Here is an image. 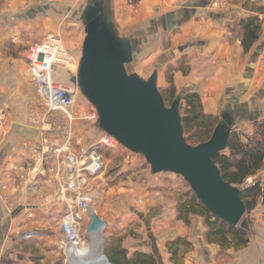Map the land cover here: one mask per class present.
I'll return each mask as SVG.
<instances>
[{"label":"crops","instance_id":"obj_1","mask_svg":"<svg viewBox=\"0 0 264 264\" xmlns=\"http://www.w3.org/2000/svg\"><path fill=\"white\" fill-rule=\"evenodd\" d=\"M136 1L139 4V14L146 21L155 17V21H163L165 30L162 28V34L168 33L172 21H187L185 25L188 26H204L202 30L193 29L187 35L186 43L175 48L177 53L173 63L161 64L155 70L157 86L166 89L169 78L172 79L175 89L178 83L185 85L184 90H180L178 94L183 96L187 92H196L205 114L218 116L221 113L220 117L233 115L234 125H250L251 128L254 122L264 119V16L260 18L259 41L244 55L239 41L227 29L228 24L237 17V10H217L215 5L212 8L204 7L209 0H185L172 10L171 4L176 0ZM94 2L95 0H5L0 8V21H28L29 28L31 25L35 27L38 21H52L53 15H58L61 21H81L84 11L88 6H93ZM96 2L106 10L112 21H122V13L124 15V12L130 11V5L134 3L130 0ZM201 10L207 11L205 18L200 17ZM43 26L49 29L47 24ZM187 31L190 32L189 29ZM150 34L151 29H146L134 36L138 39ZM185 34L183 33L184 36ZM163 37L166 40V36ZM180 38L181 35H177L175 40L172 38L169 42H178ZM2 61L0 60V103L5 101L9 106L17 104L21 107L22 101L28 97L33 98L32 102L35 103L37 98L28 79V67L25 75L30 92L24 96L19 93L23 77L20 69L16 68L14 61ZM172 64L173 69L169 66ZM198 65L201 66L199 69ZM7 89L14 92L15 98L11 99V94L2 96L1 93ZM72 112L76 115V120L70 125L68 146L71 155L78 158L80 155L76 154L83 151L78 145H81L83 139L80 132L76 131V126L79 122L92 121L82 118L87 112H75L74 108ZM34 114L36 115L32 118L36 117L39 124H42L39 128L28 126L23 112L0 119V264L7 254L6 245L12 237L15 220L19 224V218L23 215L27 218H35L39 214L43 217L50 216L56 210L54 206L58 208L59 203L62 209L65 208L66 195L62 188L67 178L64 171L66 164L52 154V148L61 147L66 139L61 131L57 130L53 134L51 131L53 124L60 123L63 117L40 115L37 112ZM96 134H99L97 129ZM103 135L102 133L98 136V139ZM47 143L49 146L44 147ZM34 149H38L45 157L40 168L43 169L41 175L30 171ZM167 214L168 220L161 221L158 225L156 217L161 214L150 218V225L145 226L147 243L138 238L137 243L123 247L128 256L135 251L152 254L157 264H264L263 212L250 225L248 245L239 251L221 250L215 244H208L204 238L206 229L200 217L191 216L190 226L186 227L175 221L174 210ZM139 217L147 219L146 213ZM153 224L155 228L152 227ZM18 234L17 232V236ZM176 238L184 240L188 246L178 247V260L172 263L166 243ZM5 264L14 263L7 261Z\"/></svg>","mask_w":264,"mask_h":264},{"label":"rangeland","instance_id":"obj_2","mask_svg":"<svg viewBox=\"0 0 264 264\" xmlns=\"http://www.w3.org/2000/svg\"><path fill=\"white\" fill-rule=\"evenodd\" d=\"M130 1L134 2L130 5V11L124 12V15L122 13V18H120L122 21H113L114 27L118 36L123 39H128L130 36H134V34L151 29L150 35L139 37L138 39L135 36L132 37V41L138 47L137 58L127 67L130 74H136L140 78L147 80L156 69L161 67V64L173 63L177 53L175 48H179L186 43L188 40L186 37L193 29L202 30L204 26H188L185 25L187 21H172L174 23L172 24L171 22L168 33L162 34L161 31L164 29L163 21H155L157 17L146 21L139 14V4L135 3L137 1ZM182 1L184 2L185 0L172 2L170 9L179 7ZM243 1L209 0L204 7L212 8L215 5V9L217 10L219 8H227L229 11L237 10V17L232 20L236 21L238 18L250 14L241 9ZM253 7L264 8V0L259 3L251 2L246 5L247 10ZM201 12L200 17L205 18L207 11L201 10ZM51 17L52 21H38L35 27L31 25L30 28L27 27L28 21H0V60H3L2 62L14 61L16 68L20 69L23 77H21L22 85L20 86L22 89H19V93L24 94V96L30 92L25 75L28 67L25 58L26 53L31 45L39 43L49 36L60 38L65 51L71 59L66 67L55 72L54 79L61 84L74 86L73 79L81 55L84 28L81 21H72L74 19L71 21H61L58 15ZM43 24H47L49 29L45 28ZM183 33H186L185 36ZM163 35L166 36V40L164 39L165 37L162 38ZM177 35H181L178 42H169ZM169 66L172 69L174 68L173 64ZM197 67L199 69L201 66L198 65ZM180 84L178 83L179 87H176V95H178L180 90H184L183 86L185 85ZM157 88L158 90H163V87L160 85ZM12 92L7 89L1 94L5 97L11 94L10 98L12 99L16 96ZM32 100L33 98L31 97L26 98V100L24 99L21 107L17 104L9 106L4 103L5 101H1L0 117L2 116V118L0 119L3 120L7 115L23 112L26 115L27 125L39 128L42 124H39L36 117L32 118L36 115L34 112L40 115L49 114L40 105L39 101L36 100L34 103ZM74 102L75 112L84 111L88 114V112L92 113L94 111L78 90ZM169 105V103L166 104L167 107ZM219 111L220 109H218ZM220 114L216 116L218 121L221 120ZM92 122H79L76 126V131L80 132L83 139L81 145L80 143L78 145L83 151H79L76 155L88 154L94 150L103 159V170L96 178L89 180L88 184L90 187L87 191L90 192L92 198L91 205L96 214L101 220L108 223L107 229L103 232L104 254L106 246L114 244L117 238L122 239L119 243L122 247H128L131 244L137 243L138 238L147 243V229L145 226L146 224L150 225L152 221L150 218H153L155 214H161L160 217H156V225L161 221L168 220L167 212L174 210L175 213V206L179 197L182 193L188 191L189 187L180 177L173 174L159 173L153 175L150 172L149 166L140 155L133 154L119 145L113 150L95 146L98 136L102 133L99 132L98 135H95L96 120ZM53 125L51 127L52 134L57 132L59 127H61L60 123H54ZM233 131L237 132L243 139L244 136L252 133L253 128H250V125L237 124L233 126L231 132ZM46 146H49V144H44V147ZM65 157L66 155L59 157L60 162H64ZM69 165L66 163L67 167ZM256 178H264V167L262 172L256 175ZM251 181L252 179H247V183ZM57 205L58 208L54 206L56 210L52 211L50 216L43 217L39 214L35 218H27L23 215V217L19 218V224H17L18 220L14 221L11 232L12 237L7 242L8 251L2 259V264H5L7 261H12L14 264H70L68 251L65 253L58 247V241L61 237L60 222L65 213V208L62 209L63 207L60 203ZM261 212H264V208L258 206L253 213L245 214L242 220H246L252 225ZM144 213L147 215L146 220L139 217ZM85 227L86 221L83 223L81 229L80 236L82 238L84 237ZM152 227L155 228V224ZM148 230H150L149 227ZM17 232L19 234L27 233L28 235L24 240H19Z\"/></svg>","mask_w":264,"mask_h":264},{"label":"water","instance_id":"obj_3","mask_svg":"<svg viewBox=\"0 0 264 264\" xmlns=\"http://www.w3.org/2000/svg\"><path fill=\"white\" fill-rule=\"evenodd\" d=\"M96 13L87 12L84 39L73 83L96 113V129L113 138L125 150L140 155L150 172L180 177L199 203L217 219L231 227L248 229L242 220L246 209L239 191L225 182L213 156L226 148L234 126L233 115H222L210 138L196 146L183 135L178 94L167 107L157 88V73L144 80L127 70L137 58V45L120 38L108 14L97 21ZM170 24V21H168ZM84 241L98 240L100 263L111 264L104 254L103 232L108 223L101 220L91 204L84 211ZM27 234L18 235L24 240Z\"/></svg>","mask_w":264,"mask_h":264},{"label":"trees","instance_id":"obj_4","mask_svg":"<svg viewBox=\"0 0 264 264\" xmlns=\"http://www.w3.org/2000/svg\"><path fill=\"white\" fill-rule=\"evenodd\" d=\"M5 0H0V8ZM262 0H244L241 9L250 14L238 18L230 26L229 32L240 43L242 53L248 54L261 37V16H264L263 7L246 9L248 3H259ZM227 27V29H229ZM168 87L159 90L164 103L171 104L175 99L176 89L169 78ZM181 110V112H180ZM183 135L191 146L206 142L218 123V118L205 114L202 109L200 97L196 92H187L182 96L179 105ZM250 135L241 136L230 132L226 148L223 152L213 156V163L218 167L222 179L239 191V197L243 202L246 214H250L258 206L264 208V178H256L264 167V119L256 121L252 125ZM247 179H252L247 183ZM189 189V188H188ZM200 217L206 229L205 241L215 244L221 250L239 251L244 249L250 241V222L248 229L240 226L231 227L225 222L210 214L190 191L181 194L175 206V221L190 226V217ZM264 221V212L262 214ZM121 238H117L114 244L105 248V255L111 264H157L152 254H144L135 251L127 255V251L119 244ZM187 247L188 243L176 238L166 243L167 252L170 254V262L178 260V247Z\"/></svg>","mask_w":264,"mask_h":264},{"label":"built area","instance_id":"obj_5","mask_svg":"<svg viewBox=\"0 0 264 264\" xmlns=\"http://www.w3.org/2000/svg\"><path fill=\"white\" fill-rule=\"evenodd\" d=\"M25 58L28 66V79L34 96L48 114L63 117L60 121L62 128L59 127V130L63 133L62 136L66 142L61 147L52 148V154L56 158L66 155L63 163L71 165L64 168L67 177L62 188L66 195L65 213L60 222L61 237L58 241V247L66 253L71 248L82 247L84 243L80 236L82 225L85 222L84 211L86 205L91 204L92 201L90 192L87 191L90 187L88 182L102 172L104 163L100 154L94 150L88 154L83 153L78 158L70 153L68 134L71 123L76 120V115L72 111L78 89L74 83V86H67L54 79L55 72L66 67L71 60L60 38L49 36L31 45ZM82 118L90 121L97 119L95 111L83 114ZM95 146L113 150L118 144L113 138L104 134ZM33 153L34 160L30 171L41 175L43 169L40 170V168L45 162V157L38 149H34Z\"/></svg>","mask_w":264,"mask_h":264},{"label":"bare ground","instance_id":"obj_6","mask_svg":"<svg viewBox=\"0 0 264 264\" xmlns=\"http://www.w3.org/2000/svg\"><path fill=\"white\" fill-rule=\"evenodd\" d=\"M71 165H69L70 167ZM98 240L88 239L86 240L82 248H71L68 250V257L70 264H89L100 263V257L98 253ZM67 253V252H66Z\"/></svg>","mask_w":264,"mask_h":264},{"label":"flooded vegetation","instance_id":"obj_7","mask_svg":"<svg viewBox=\"0 0 264 264\" xmlns=\"http://www.w3.org/2000/svg\"><path fill=\"white\" fill-rule=\"evenodd\" d=\"M94 3L95 4H93V6H88V8L84 11L83 15L80 17L81 24H82V21H88L86 19L87 12L89 13L90 11L95 10V9L98 11V13H96V18H97L96 20L97 21H104L106 19L107 15H108L106 10L104 8H101L100 4L98 2H96V0ZM83 28H84V26H83Z\"/></svg>","mask_w":264,"mask_h":264}]
</instances>
